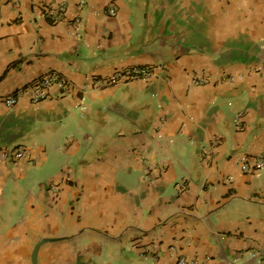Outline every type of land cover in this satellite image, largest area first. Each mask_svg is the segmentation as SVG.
Instances as JSON below:
<instances>
[{"label":"crops","instance_id":"crops-1","mask_svg":"<svg viewBox=\"0 0 264 264\" xmlns=\"http://www.w3.org/2000/svg\"><path fill=\"white\" fill-rule=\"evenodd\" d=\"M136 66L154 75L109 82ZM52 72L67 93L31 102ZM258 159L264 0L2 5L0 264H264L243 258L264 251V166L242 170Z\"/></svg>","mask_w":264,"mask_h":264},{"label":"built area","instance_id":"built-area-1","mask_svg":"<svg viewBox=\"0 0 264 264\" xmlns=\"http://www.w3.org/2000/svg\"><path fill=\"white\" fill-rule=\"evenodd\" d=\"M20 0H0V11L3 4H10L12 6H17L19 4ZM65 7L63 5H60L57 7L56 10L51 7L49 4H44L41 8V13L43 16L48 17L52 19L53 21H56L60 18L62 14L65 13ZM114 10L111 9V13H113ZM75 25L76 28L79 30L82 26V19L80 17L75 19ZM154 75V71L149 67H143V66H136L132 67L130 69H126L123 71H118L114 73L110 78L109 82L111 83H123V82H129L136 78H148ZM207 75L206 74H200L197 76L196 81L205 83L207 82ZM53 85H59L62 94L67 93L68 91V83L65 79H63L58 73L52 72L49 74H46L45 76H42L35 80L28 89V94L31 102L33 103H39L40 101L46 99L49 96V88ZM4 101L8 107H13L18 102V94H12L9 96H6L4 98ZM26 150L24 148H16L12 150L11 156L14 160V162H18L22 158L26 157ZM264 166V162L262 159H258L254 163H251L249 160H243L242 162V170L245 172H256L258 170H261ZM52 191H56L54 187L51 188ZM156 245L154 244L152 248H155ZM149 250L147 249L143 252L144 256H149ZM154 250H151L153 252ZM156 256V252L152 254V257ZM256 258L258 263L264 262V251H257V250H248L245 252L243 258ZM242 259V257H241ZM239 260V259H238ZM176 264H204L200 263L196 259H191L186 257L185 255H179L177 258Z\"/></svg>","mask_w":264,"mask_h":264}]
</instances>
